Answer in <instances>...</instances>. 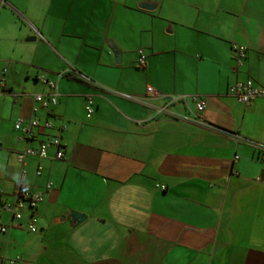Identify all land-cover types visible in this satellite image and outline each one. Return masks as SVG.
Instances as JSON below:
<instances>
[{"label":"crops","instance_id":"crops-1","mask_svg":"<svg viewBox=\"0 0 264 264\" xmlns=\"http://www.w3.org/2000/svg\"><path fill=\"white\" fill-rule=\"evenodd\" d=\"M248 78L264 0H0V264H264V96L231 92ZM43 79L59 102L35 111ZM21 118L53 127L20 140ZM52 135L63 158L17 160ZM21 184L45 193L39 232L3 207Z\"/></svg>","mask_w":264,"mask_h":264},{"label":"built area","instance_id":"built-area-1","mask_svg":"<svg viewBox=\"0 0 264 264\" xmlns=\"http://www.w3.org/2000/svg\"><path fill=\"white\" fill-rule=\"evenodd\" d=\"M233 50L235 52V57L238 65H242L244 58L247 55V48L240 45L234 44ZM140 63L142 65H146V56L140 51ZM60 77V76H59ZM43 81L47 85V90L43 93H39L35 96L36 102L39 106H35L34 110H39L40 107L50 109L54 105L59 102V91H58V80H49L43 79ZM149 92H152L153 89L151 87L148 88ZM231 92L237 97L238 101L243 104H250L258 97L264 96V86L256 84V82L252 78H248L245 80H238L231 87ZM170 102H174L176 100L185 99V96H171ZM205 108L204 101L197 102L198 111H203ZM166 108H164L165 110ZM86 110L88 116H91L94 111V100L90 96L88 97L86 103ZM53 123L51 121H46L41 123L39 119L32 118L30 120H25L23 118L19 119L15 124V129L21 133L19 136L20 140H29L36 137L35 130L37 128H52ZM2 147V142L0 140V148ZM51 147L56 148L55 157L61 159L64 157V149L62 146L61 138L58 135H52L48 139L42 141L39 146H27L23 151H21L17 155V160L19 162H24L28 157H37V158H47L49 154V149ZM43 171V167L41 165L37 168V175H41ZM161 189H166V185H157ZM52 187V182H48L46 189L49 190ZM1 194V190H0ZM45 193L43 191L38 192H30L27 188H25L22 184L19 186L17 192L15 193V201L14 202H4L3 207L9 210L12 213V216L16 220H21L24 216V211L28 210L29 212V221L27 224V228L31 232H39V217H38V207L39 204L44 200ZM9 229L8 225H5L1 221L0 217V234L7 232ZM15 260H10V264H14Z\"/></svg>","mask_w":264,"mask_h":264},{"label":"water","instance_id":"water-1","mask_svg":"<svg viewBox=\"0 0 264 264\" xmlns=\"http://www.w3.org/2000/svg\"><path fill=\"white\" fill-rule=\"evenodd\" d=\"M140 7L145 8V9H154V8H156V4L149 3V2H143V3L140 4ZM27 40L28 41L35 40V37L34 36H30V37L27 38ZM121 59H122V55L120 53H117L116 54V62L120 63ZM70 214H71L72 220L75 223L74 224L75 226H78L83 221H85L86 218H87L86 214L81 213L79 211H75V210H71Z\"/></svg>","mask_w":264,"mask_h":264}]
</instances>
